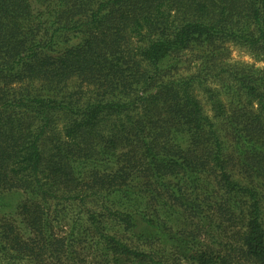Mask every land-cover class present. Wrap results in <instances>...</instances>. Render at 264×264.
<instances>
[{
    "label": "trees",
    "instance_id": "obj_1",
    "mask_svg": "<svg viewBox=\"0 0 264 264\" xmlns=\"http://www.w3.org/2000/svg\"><path fill=\"white\" fill-rule=\"evenodd\" d=\"M230 48L264 64V0H0V264H264Z\"/></svg>",
    "mask_w": 264,
    "mask_h": 264
},
{
    "label": "rangeland",
    "instance_id": "obj_2",
    "mask_svg": "<svg viewBox=\"0 0 264 264\" xmlns=\"http://www.w3.org/2000/svg\"><path fill=\"white\" fill-rule=\"evenodd\" d=\"M230 58L232 60H237V61H242V62H246L249 64H253L255 67H261L263 66V62L258 61L256 57L254 56H250L248 53H246L243 49H239V48H230V52H229ZM201 102L203 103L204 109L205 111H208V106L205 103L204 99L201 97ZM78 251L83 254V257L87 256L85 254H87L86 250H82V249H78ZM52 260V258H49L50 262ZM59 262H54L51 264H57ZM50 264V263H48Z\"/></svg>",
    "mask_w": 264,
    "mask_h": 264
}]
</instances>
